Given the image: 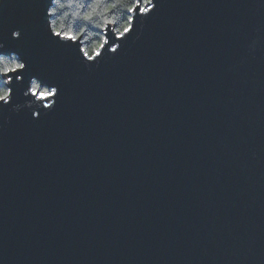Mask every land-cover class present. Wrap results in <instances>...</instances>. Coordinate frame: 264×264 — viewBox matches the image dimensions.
I'll return each instance as SVG.
<instances>
[{"label":"water","instance_id":"95a60500","mask_svg":"<svg viewBox=\"0 0 264 264\" xmlns=\"http://www.w3.org/2000/svg\"><path fill=\"white\" fill-rule=\"evenodd\" d=\"M7 5L2 51L60 91L0 112V264H264V0H159L90 67Z\"/></svg>","mask_w":264,"mask_h":264},{"label":"clouds","instance_id":"9594fccd","mask_svg":"<svg viewBox=\"0 0 264 264\" xmlns=\"http://www.w3.org/2000/svg\"><path fill=\"white\" fill-rule=\"evenodd\" d=\"M158 3L159 0H45V30L52 39L59 38L58 44L73 48L77 59L90 67L102 60L106 52L117 53L123 41L134 32L137 18H147ZM7 6V0H0V12ZM22 34L20 27L11 30V39L21 41L20 48L24 46ZM140 34H136L137 39ZM260 45L259 37L253 39L248 45L249 52L255 53ZM5 47L0 39V112L6 108L15 113L27 109L38 119L56 106L59 85L32 75L28 61L20 52L6 53L2 51ZM17 83L25 85L23 103L15 102L14 85ZM53 97L55 99H50Z\"/></svg>","mask_w":264,"mask_h":264}]
</instances>
